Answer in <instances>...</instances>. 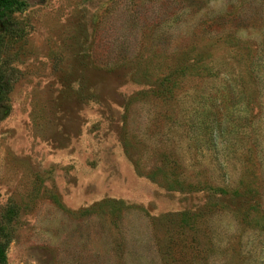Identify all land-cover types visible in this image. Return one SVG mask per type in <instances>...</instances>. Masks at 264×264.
<instances>
[{"label":"rangeland","instance_id":"rangeland-1","mask_svg":"<svg viewBox=\"0 0 264 264\" xmlns=\"http://www.w3.org/2000/svg\"><path fill=\"white\" fill-rule=\"evenodd\" d=\"M5 264H264V0L0 7Z\"/></svg>","mask_w":264,"mask_h":264},{"label":"trees","instance_id":"trees-1","mask_svg":"<svg viewBox=\"0 0 264 264\" xmlns=\"http://www.w3.org/2000/svg\"><path fill=\"white\" fill-rule=\"evenodd\" d=\"M9 2H12V0H0V7ZM6 249H7V243L5 241L0 240V264H5Z\"/></svg>","mask_w":264,"mask_h":264}]
</instances>
